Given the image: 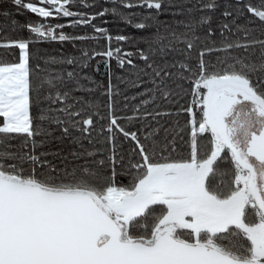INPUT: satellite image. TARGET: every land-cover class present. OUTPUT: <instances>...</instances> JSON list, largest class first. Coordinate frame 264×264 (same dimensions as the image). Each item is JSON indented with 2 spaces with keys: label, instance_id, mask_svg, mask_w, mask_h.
<instances>
[{
  "label": "snow or ice",
  "instance_id": "6c2138e0",
  "mask_svg": "<svg viewBox=\"0 0 264 264\" xmlns=\"http://www.w3.org/2000/svg\"><path fill=\"white\" fill-rule=\"evenodd\" d=\"M12 2L38 20L0 41L19 50L0 60V264H264V0L227 4L216 28L217 0ZM109 14L141 33L135 51L93 24ZM78 26L93 34L63 31ZM87 40L106 44L30 64L31 44ZM98 57L106 88L82 75ZM98 88L106 103L76 95ZM49 138L73 148L38 151Z\"/></svg>",
  "mask_w": 264,
  "mask_h": 264
},
{
  "label": "trees",
  "instance_id": "16d2710c",
  "mask_svg": "<svg viewBox=\"0 0 264 264\" xmlns=\"http://www.w3.org/2000/svg\"><path fill=\"white\" fill-rule=\"evenodd\" d=\"M35 2V0H33ZM195 2V0H193ZM206 2V0H205ZM89 3H94L95 7L92 8H84L79 5L73 6L74 11H83L87 12L89 14H93L96 12L101 11L104 7H111V5L105 4L104 0H89ZM218 7L215 12L210 13L212 16V26L213 28H216L219 23L225 18L222 16V12L225 9V6L227 4L235 5V0H217ZM191 5H189L190 7ZM124 12L128 11H140L138 9L128 10V9H121ZM233 10V9H229ZM171 11H174V9H168L165 8V11L160 16L161 20L170 21L172 19V16L170 15ZM200 13H197L199 15ZM248 14L245 12L244 16H240L237 19L238 24H244L246 23L245 16ZM234 17L227 18L228 21L232 20ZM71 18H62L60 20H51L50 22L52 24L55 23H65L68 24L69 20ZM38 18L23 9H18L12 2V0H0V41H10V40H18V39H27L30 36V33L27 31V29L24 27L27 23L30 22H36ZM15 21V24L13 23ZM107 21V23H105ZM93 24H95L97 27H103L108 30V32L113 36L117 35H125L129 37L128 42L123 44V47L127 51H135L134 42L135 40H139L141 33L134 29L133 27L123 23L119 18L112 16L111 14L103 16V17H97L96 20L93 21ZM63 31L66 34L69 35H92L93 29L91 26H83V27H65ZM256 35H259V30H257ZM217 41H219L220 37L217 33V36L215 37ZM73 43H75V47L73 46ZM106 42L104 40L100 41H93V40H87V41H75V42H58V41H48L43 43H34L30 45L29 51H30V64L33 68L37 64H40L41 67L44 66V61L50 56L60 57L61 55L67 57V56H79L78 49L80 47H86V48H96L97 50H102L105 46ZM113 46H115V41H113ZM139 47H145V45L140 44ZM215 54H213L214 56ZM176 59H180L181 57H175ZM19 59V50L15 48H0V60L4 61L5 63H15L18 62ZM172 59V57H170ZM97 61H101L99 64V71L96 70V64ZM136 63L143 64L142 61L136 60ZM64 67H67L68 70H72L71 66L65 65ZM111 69L113 73V84H117L116 77L117 76H125L126 73L119 68H117L115 61L111 62ZM77 71H81L80 69H77ZM82 75L90 77L92 80L96 81L97 84L102 85L103 88L107 87L108 84V73L105 70V66L101 60V58H97L96 61H92L90 65L87 68H84L82 70ZM84 84H88L87 81H82ZM93 86V85H88ZM150 85H145V87H149ZM121 90L125 88L123 84L119 85ZM102 89L98 88L97 91L89 97L86 93H76V95H84L86 99H95L100 101L101 103H106V97L101 96ZM141 91V89H129L127 91L123 92V95L132 96L135 92ZM117 100L119 103L117 104L118 109L123 108L124 100L122 97H117ZM128 103L131 105L133 103H138V101H128ZM169 107V106H165ZM37 109H33V113H37ZM106 111V109H102V112ZM118 115H123V111H118ZM176 119V118H172ZM180 123L183 125L184 118L180 117ZM165 121H167L165 126H171V121L168 118H165ZM121 123H124L121 121ZM130 131L136 130L135 127H130ZM54 137H60L61 133L59 131H55L53 134ZM37 139H41V137H37ZM13 144H18L19 140L12 141ZM102 146V145H98ZM125 149H127L128 145H124ZM73 148V145L71 144L69 139H64L63 141L56 139V138H49L48 143L45 145L43 149H38V151H49V152H59L62 155H68L70 150ZM49 160H52L53 163L59 164L60 161L57 159H54L53 156L48 157ZM124 184L127 183V180L122 181Z\"/></svg>",
  "mask_w": 264,
  "mask_h": 264
}]
</instances>
